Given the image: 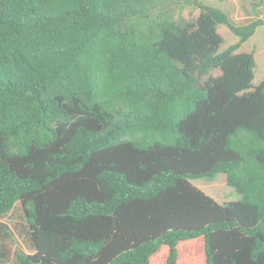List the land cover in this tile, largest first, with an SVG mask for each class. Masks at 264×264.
Wrapping results in <instances>:
<instances>
[{
    "label": "trees",
    "instance_id": "obj_1",
    "mask_svg": "<svg viewBox=\"0 0 264 264\" xmlns=\"http://www.w3.org/2000/svg\"><path fill=\"white\" fill-rule=\"evenodd\" d=\"M179 2L0 0V216L19 202L32 247L0 223V264H264V80L237 52L264 0L243 27ZM219 174L239 200L189 182Z\"/></svg>",
    "mask_w": 264,
    "mask_h": 264
},
{
    "label": "rangeland",
    "instance_id": "obj_2",
    "mask_svg": "<svg viewBox=\"0 0 264 264\" xmlns=\"http://www.w3.org/2000/svg\"><path fill=\"white\" fill-rule=\"evenodd\" d=\"M254 1L255 0H199L198 5L219 9L228 15L229 19L236 27H243L255 21L257 18L252 7ZM198 5H186L185 3L179 2L168 4L162 11L171 14L175 20H190L197 16L199 12ZM260 17L264 18V12ZM217 32L223 39L220 52L239 40V38L225 25H219L217 27ZM237 52L254 53L256 66L254 69L253 84L258 85L264 80V26L256 28L253 35L241 44ZM189 182L218 204H225L240 199L235 190L227 185L224 174L217 175L212 181L200 178L190 179ZM0 223L6 224L11 229L16 242L26 253L32 251L28 239V226L22 206L19 202L15 204L12 211L7 215L0 216ZM3 247L5 251H8L11 255L15 244L6 239L3 242ZM180 250L183 253V257H185L187 255L188 246L181 247ZM166 254L167 250H161L151 259L152 264H163Z\"/></svg>",
    "mask_w": 264,
    "mask_h": 264
}]
</instances>
